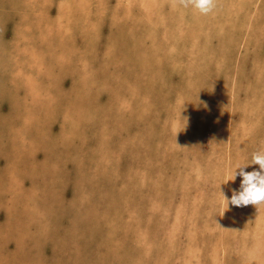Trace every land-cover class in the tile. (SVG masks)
Segmentation results:
<instances>
[{
    "label": "rangeland",
    "instance_id": "rangeland-1",
    "mask_svg": "<svg viewBox=\"0 0 264 264\" xmlns=\"http://www.w3.org/2000/svg\"><path fill=\"white\" fill-rule=\"evenodd\" d=\"M216 4L0 0V264H264L226 181L264 149V0Z\"/></svg>",
    "mask_w": 264,
    "mask_h": 264
},
{
    "label": "clouds",
    "instance_id": "clouds-1",
    "mask_svg": "<svg viewBox=\"0 0 264 264\" xmlns=\"http://www.w3.org/2000/svg\"><path fill=\"white\" fill-rule=\"evenodd\" d=\"M181 4L185 8L191 7L202 16L213 13L217 7L216 0H181ZM250 164H256L259 168L245 171V167ZM237 175L242 178L240 188L233 192L230 203L235 206L264 204V149L252 152L249 162L235 163L231 167L226 181L234 180ZM225 202L228 208L229 200L225 198Z\"/></svg>",
    "mask_w": 264,
    "mask_h": 264
}]
</instances>
